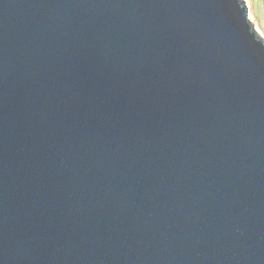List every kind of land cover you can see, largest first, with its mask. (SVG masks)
<instances>
[{
  "label": "water",
  "instance_id": "1",
  "mask_svg": "<svg viewBox=\"0 0 264 264\" xmlns=\"http://www.w3.org/2000/svg\"><path fill=\"white\" fill-rule=\"evenodd\" d=\"M0 264H264L243 0H0Z\"/></svg>",
  "mask_w": 264,
  "mask_h": 264
},
{
  "label": "rangeland",
  "instance_id": "2",
  "mask_svg": "<svg viewBox=\"0 0 264 264\" xmlns=\"http://www.w3.org/2000/svg\"><path fill=\"white\" fill-rule=\"evenodd\" d=\"M254 30L264 39V0H243Z\"/></svg>",
  "mask_w": 264,
  "mask_h": 264
}]
</instances>
